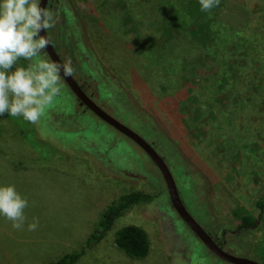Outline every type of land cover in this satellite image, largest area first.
Here are the masks:
<instances>
[{
    "label": "rangeland",
    "instance_id": "1",
    "mask_svg": "<svg viewBox=\"0 0 264 264\" xmlns=\"http://www.w3.org/2000/svg\"><path fill=\"white\" fill-rule=\"evenodd\" d=\"M189 1L200 6L193 17L184 15ZM52 10L59 19L49 35L84 91L156 149L205 231L232 255L264 264L256 205L264 199V1L220 0L203 13L199 0H52ZM9 185L28 206L20 230L0 215V264H47L78 251L108 205L134 191L155 200L125 210L75 264H231L180 219L148 155L63 79L38 124L0 116V187ZM245 217L259 222L243 228ZM127 225L147 232L146 258L116 246Z\"/></svg>",
    "mask_w": 264,
    "mask_h": 264
},
{
    "label": "clouds",
    "instance_id": "2",
    "mask_svg": "<svg viewBox=\"0 0 264 264\" xmlns=\"http://www.w3.org/2000/svg\"><path fill=\"white\" fill-rule=\"evenodd\" d=\"M201 11L208 12L220 0H199ZM52 0L42 6V0H0V116L22 117L36 125L47 106L61 93L62 78L72 77L71 62L37 59L44 53L51 38L47 33L58 22L51 7ZM23 59L27 67L17 66ZM15 66V70L11 71ZM28 201L15 186L0 187V215L20 230L25 222ZM38 220L28 225L35 231Z\"/></svg>",
    "mask_w": 264,
    "mask_h": 264
},
{
    "label": "water",
    "instance_id": "3",
    "mask_svg": "<svg viewBox=\"0 0 264 264\" xmlns=\"http://www.w3.org/2000/svg\"><path fill=\"white\" fill-rule=\"evenodd\" d=\"M47 5V0H42V6ZM41 35H48V33L41 32ZM49 36V35H48ZM52 61L62 62L59 54L54 48L53 44L48 46L45 51ZM67 84L71 92L75 95L77 100L81 105L85 106L89 111H91L97 118L106 123L111 128L118 131L120 134L134 142L138 147H140L152 160L155 166L160 171L167 187V192L173 208L176 213L182 219V221L188 226V228L201 240V242L208 248L219 259L231 263V264H258L256 261L251 259L237 257L226 252L222 247H220L212 238V236L205 231L202 226L194 219L186 208L184 202L179 194L176 182L170 171V168L164 161V159L159 155L156 149L147 142L142 136L132 130L130 127L126 126L110 113H108L104 108L99 106L90 96H88L85 91L80 87L75 78L67 77L62 78Z\"/></svg>",
    "mask_w": 264,
    "mask_h": 264
},
{
    "label": "trees",
    "instance_id": "4",
    "mask_svg": "<svg viewBox=\"0 0 264 264\" xmlns=\"http://www.w3.org/2000/svg\"><path fill=\"white\" fill-rule=\"evenodd\" d=\"M183 5L184 15L186 17H193L195 12H199V10L197 9H199L200 6L191 3V1H189V3H184ZM202 12L204 13V11ZM175 15L173 17L174 19ZM178 26H180V29H183L184 27L181 23H178ZM169 32L170 34H172V36H174V32H171L170 29ZM194 33L195 32H192V34ZM26 125L27 126L19 129V134L24 137L26 136L27 131L31 129L29 123H27ZM154 200V196L139 191L130 192L128 194L120 196L118 199L108 205V207L104 210L99 222V230L90 236L84 247L80 248L78 251L63 256L55 262H50L47 264H75L85 254L87 248H89L91 245H96L108 234V232L114 226L116 219L125 210L136 204H150L154 202ZM256 205L261 210V212L264 213V199L257 202ZM255 224L256 222L253 221L250 217H245L241 222V225L246 228H253ZM114 241L119 249H121L124 253H126L133 259H144L150 253V238L147 232L140 226L127 225L123 227L122 229L117 231Z\"/></svg>",
    "mask_w": 264,
    "mask_h": 264
},
{
    "label": "flooded vegetation",
    "instance_id": "5",
    "mask_svg": "<svg viewBox=\"0 0 264 264\" xmlns=\"http://www.w3.org/2000/svg\"><path fill=\"white\" fill-rule=\"evenodd\" d=\"M51 7H52V4H51ZM48 35H49V30H48ZM49 37H50V35H49ZM51 38V37H50ZM51 42H52V44H53V46H54V48L56 49V51H57V48L55 47V44H54V42L52 41V39H51ZM57 53H58V51H57ZM47 54V53H46ZM59 54V53H58ZM59 56H60V54H59ZM60 58H61V56H60ZM62 59V58H61ZM63 61V60H62ZM64 62V61H63ZM74 77V76H73ZM75 78V77H74ZM75 80H76V78H75ZM77 81V80H76ZM78 82V81H77ZM78 84H79V82H78ZM80 85V84H79ZM80 87H81V85H80ZM82 88V87H81ZM83 89V88H82ZM84 90V89H83ZM86 93V92H85ZM87 94V93H86ZM88 95V94H87ZM89 96V95H88ZM93 100V99H92ZM80 103V102H79ZM81 104V103H80ZM83 106V105H82ZM85 107V106H84ZM86 108V107H85ZM91 112V111H90ZM179 216V215H178ZM181 219V218H180ZM182 220V219H181ZM256 222V224L254 225V227H256V225L258 224V222L259 221H255ZM185 224V223H184ZM187 226V225H186ZM242 226V225H241ZM188 227V226H187ZM243 227V226H242ZM243 228H246V227H243ZM211 235V234H210ZM212 236V235H211ZM212 238L214 239V237L212 236ZM214 241L220 246V247H222L223 249H224V247H223V245L222 244H219L215 239H214ZM225 250V249H224ZM226 251V250H225ZM227 252V251H226ZM229 253V252H228ZM231 254V253H230ZM254 261V260H253ZM258 263V262H257ZM259 264V263H258Z\"/></svg>",
    "mask_w": 264,
    "mask_h": 264
}]
</instances>
